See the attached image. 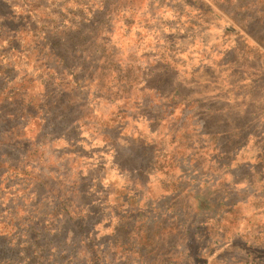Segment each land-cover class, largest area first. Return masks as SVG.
<instances>
[{
    "label": "rangeland",
    "instance_id": "374dc122",
    "mask_svg": "<svg viewBox=\"0 0 264 264\" xmlns=\"http://www.w3.org/2000/svg\"><path fill=\"white\" fill-rule=\"evenodd\" d=\"M0 46L1 106L43 110L0 122V224L39 248L0 264H264V0H2Z\"/></svg>",
    "mask_w": 264,
    "mask_h": 264
},
{
    "label": "trees",
    "instance_id": "16d2710c",
    "mask_svg": "<svg viewBox=\"0 0 264 264\" xmlns=\"http://www.w3.org/2000/svg\"><path fill=\"white\" fill-rule=\"evenodd\" d=\"M0 2L2 3V0H0ZM227 33H229V31ZM20 35H22V30H20L19 32L16 31L13 37H10V38L8 37V41L6 43H7V47L11 46L13 48L14 52L17 55L22 56L25 50H24L23 47H21L18 44L19 40H21V37H22ZM40 38H41L40 36H32V37L27 38V39L28 40L35 39V41H37L34 44L36 45V47H39V51L41 52V55L44 54L42 56L43 60L44 59H54L55 58L54 59L55 62H59V63L64 64L65 58L63 56V53L65 54V51H62V52L58 51L59 47H61V45H62V42L61 41H53V43H50V42L46 41L45 39H43V41H42V40H40ZM14 41L16 43H14ZM1 47L2 46H0V48ZM2 55H3V58H2V61L0 62V65L1 66H5V63H6V67L5 68H0V78H3L2 84H5V86L2 87V89L0 90V95H2L4 92H7L6 91V88L8 87L7 84H11V82H10L11 78L9 79V74H10L11 68H8L9 66H11L10 65L11 60L8 59V57H7L8 53L7 52L2 54ZM13 61L15 62L16 60H13ZM8 92L9 93H7V95L5 96V100H8V99H10L13 96V93H10V91H8ZM1 105H2V103H0V122H4V124H6L7 122H10L12 120H15V121H17V120H26V121L35 120L39 116V113L43 112L42 108L39 107L40 110L38 109L33 115L26 114V111L19 112V114H17V115H13V114H10L9 110H6ZM18 105L22 106V101ZM13 131L14 130H8V132L6 133V136L8 137L9 134H11V132L13 133ZM22 132L24 133V129H23ZM2 134H3V132H0V137H1ZM17 136H19V135H17ZM20 136L23 137L24 135L21 134ZM21 137H19V139ZM4 141L5 140H3V139L1 140L0 139V146H5L6 145L7 142H4ZM8 145H10V144H8ZM9 147H13V146H9ZM32 149L35 150L36 147L32 146ZM33 153H34V151H30L28 149H27V152H25L26 157H28V158L34 156V155H32ZM0 165H3V164L0 162ZM3 170H4L3 175H7L6 171L9 170V168H3ZM26 172H27L26 168H21V171L17 172V174L20 176V179L17 180V182H18V185L16 187L17 190L14 191V192L17 193V194L21 193V195H20L21 197L24 196L23 195L24 194V189L22 190V188L30 187L33 184V183H31V184H28V185L25 186L26 178L27 177H31L30 176L31 174H27ZM6 182H8V180L7 181H4V179L1 180V182H0V190L2 189V185H5L4 183H6ZM9 187H11V186H9ZM72 189H77V185L74 184L72 186ZM11 192L14 193L13 191H11ZM27 196L28 197L31 196L32 198H34L30 193H27ZM31 202H33V201H31ZM68 203L71 204V202H68ZM20 205H21V203L15 205V207H17V211L15 213H20V212L24 211V208L19 207ZM23 207H29V206H26L23 203ZM66 209L67 208L62 210V212L65 213L67 211ZM47 213L52 214L53 213L52 209L48 208L47 209ZM67 215H71V214L69 212H67ZM67 220H69V219H67ZM33 229H35V228H33L32 226L28 228V230H33ZM20 230H21V225L20 224H3V223L0 224V242L2 243V244H0V261H2L1 263H4L3 262L4 261L3 260L4 253L12 252V250L13 251L17 250V252H20V251H24L25 249H28V250L31 251L32 255H34V254L38 255L39 254V248L35 247L36 244H38V243L27 242L26 240H28V238L24 237V236H21L22 233L19 234V235H16L17 237L13 236V235H15V233H17V234L20 233Z\"/></svg>",
    "mask_w": 264,
    "mask_h": 264
}]
</instances>
